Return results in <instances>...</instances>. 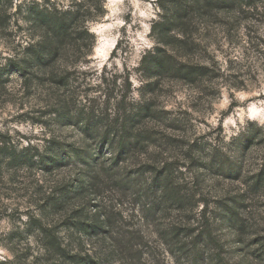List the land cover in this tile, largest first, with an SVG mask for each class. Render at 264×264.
<instances>
[{"label": "rangeland", "instance_id": "rangeland-1", "mask_svg": "<svg viewBox=\"0 0 264 264\" xmlns=\"http://www.w3.org/2000/svg\"><path fill=\"white\" fill-rule=\"evenodd\" d=\"M22 1L73 3L15 0L0 36V147L19 156L0 165V261L264 264V0L213 2L186 48L151 32L180 0H92L106 15L55 64L60 86L10 60L28 33ZM161 46L204 74L143 70Z\"/></svg>", "mask_w": 264, "mask_h": 264}, {"label": "trees", "instance_id": "trees-1", "mask_svg": "<svg viewBox=\"0 0 264 264\" xmlns=\"http://www.w3.org/2000/svg\"><path fill=\"white\" fill-rule=\"evenodd\" d=\"M230 1L237 3L242 8L255 10L259 0ZM92 2V0H73L72 8L68 9L60 8L55 3H50V1H46L45 4L37 1H33L28 5L25 4V1L19 3L14 15L18 16L23 13L28 25V33L24 35L26 38L24 42H17V56H13L10 60L16 65L18 73L23 78H28L27 76L33 70H45L48 82L52 86H60L66 82V69H56L55 64L69 55V47L75 41L74 38L78 30L88 34L89 24L97 21V19H102L106 15L104 3L93 15ZM213 2L224 4L227 0H180L174 8H170L162 18L152 24L151 32L157 36V43L169 46L171 43H169L168 39L170 40L172 33L175 31L176 36L174 37L178 36V40L181 38V46L186 48L188 46V42H186L188 28L196 25L199 19L205 16L210 17V10L208 9ZM14 3L15 0H0V36H8L7 32L10 29L13 17L10 10L13 8ZM163 10H165L164 5ZM15 24H18L16 19ZM79 26L81 27L80 29ZM172 52L174 53L172 54ZM183 60L182 56H177L174 49L169 52L161 46L156 47L154 51L149 52L143 58L141 67L146 72L154 69L163 70V72L167 70L173 71L178 80L184 81L196 79L199 75L204 74L206 70L204 66L193 67L191 64L183 63ZM123 114L126 125L124 130H122L125 140L123 137L121 142H118V148L121 153L128 148L127 143L129 144V141L127 136L131 132L129 128L130 114L126 110H124ZM1 142L3 143L4 141ZM4 146L0 147V165H2L1 161L3 162V160L8 161L9 165L13 161L18 162L19 156H17V152L13 151L7 155L8 148L5 142ZM20 162L22 161L20 160ZM43 231L50 234L47 229H43ZM57 239L54 236L53 240H55V243ZM60 248L61 246H58V249ZM220 260L218 259V261ZM220 262L225 264L222 260ZM0 264L21 263L18 260H5L0 261Z\"/></svg>", "mask_w": 264, "mask_h": 264}, {"label": "bare ground", "instance_id": "bare-ground-1", "mask_svg": "<svg viewBox=\"0 0 264 264\" xmlns=\"http://www.w3.org/2000/svg\"><path fill=\"white\" fill-rule=\"evenodd\" d=\"M100 30H101V28H98L97 29V33H100ZM100 49V48H99ZM100 51V50H99ZM98 52V51H97Z\"/></svg>", "mask_w": 264, "mask_h": 264}]
</instances>
